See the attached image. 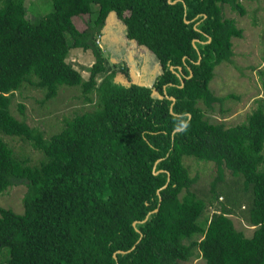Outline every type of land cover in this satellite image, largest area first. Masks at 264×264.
Returning a JSON list of instances; mask_svg holds the SVG:
<instances>
[{
    "label": "trees",
    "instance_id": "1",
    "mask_svg": "<svg viewBox=\"0 0 264 264\" xmlns=\"http://www.w3.org/2000/svg\"><path fill=\"white\" fill-rule=\"evenodd\" d=\"M25 1L0 0V134L41 158L31 165L0 138V194L25 188L22 214L0 207V264H264V102L232 126L205 113L223 100L209 84L232 62L239 32L225 8L242 17L241 0H48L34 22ZM93 5L94 29L79 30L73 18ZM110 15L157 60L150 87L115 80L96 44ZM77 48L93 55L87 79L69 61ZM61 86L96 108L47 140L12 114L16 92L47 101ZM185 158L213 163L214 179L197 186Z\"/></svg>",
    "mask_w": 264,
    "mask_h": 264
},
{
    "label": "rangeland",
    "instance_id": "2",
    "mask_svg": "<svg viewBox=\"0 0 264 264\" xmlns=\"http://www.w3.org/2000/svg\"><path fill=\"white\" fill-rule=\"evenodd\" d=\"M241 3L245 8L242 17L228 7L225 8V16L236 21L239 32L232 40L234 52L232 62L218 67L214 79L209 84L214 94L223 100L214 104L212 110H205L211 123L223 122L226 126L242 123L257 107L259 101L264 102V0L253 2L241 0ZM25 8L27 18L34 22L52 11V4L48 0H26ZM96 15L97 6L93 5L91 14L73 18V22L79 30L94 29ZM100 33L99 48L109 60L111 71L116 74L115 80L125 85L138 83L150 87L158 71L154 55L128 40L125 37L124 26L113 15L107 18ZM69 61L75 69L81 71L84 79L88 78V68L93 63L90 50L72 49ZM124 69L127 73L123 71ZM38 90L23 89L16 92L10 107L17 119L37 128L46 140L62 130L65 120L96 108L95 97L89 103L85 100L80 87L61 86L57 96L47 101L43 98L45 91ZM20 105L24 107L23 115L19 112ZM200 106L204 109L202 104ZM0 138L11 145L16 154H20L21 157L28 156L31 165L36 164L35 161L41 158L38 152L18 137L0 134ZM186 163L190 166L191 176L197 177V186L208 185L216 175L213 163L195 162L191 159ZM24 192L25 188L21 185L10 187L0 194V207L22 214ZM232 220L235 227L243 231L247 237L252 235L253 227L240 216L233 215ZM187 264H204V261L198 258Z\"/></svg>",
    "mask_w": 264,
    "mask_h": 264
},
{
    "label": "clouds",
    "instance_id": "3",
    "mask_svg": "<svg viewBox=\"0 0 264 264\" xmlns=\"http://www.w3.org/2000/svg\"><path fill=\"white\" fill-rule=\"evenodd\" d=\"M98 36L100 37L99 44H97V43L96 44L98 45V47H100L101 46V35H98ZM188 127H189V122L187 120H183L177 125V130L178 131H187Z\"/></svg>",
    "mask_w": 264,
    "mask_h": 264
},
{
    "label": "water",
    "instance_id": "4",
    "mask_svg": "<svg viewBox=\"0 0 264 264\" xmlns=\"http://www.w3.org/2000/svg\"><path fill=\"white\" fill-rule=\"evenodd\" d=\"M170 100L174 101V98L173 97H170ZM156 174V173H155ZM168 180H169V177H168ZM166 187V185L164 186ZM156 211V210H155ZM116 253H123V251H117Z\"/></svg>",
    "mask_w": 264,
    "mask_h": 264
},
{
    "label": "built area",
    "instance_id": "5",
    "mask_svg": "<svg viewBox=\"0 0 264 264\" xmlns=\"http://www.w3.org/2000/svg\"><path fill=\"white\" fill-rule=\"evenodd\" d=\"M99 39L100 37L98 36L97 39H96V43L99 44Z\"/></svg>",
    "mask_w": 264,
    "mask_h": 264
}]
</instances>
